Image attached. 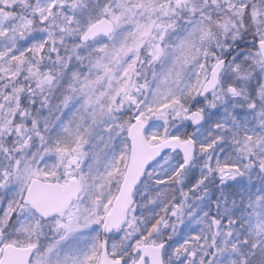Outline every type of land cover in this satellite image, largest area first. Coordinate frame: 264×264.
<instances>
[{"label":"snow or ice","instance_id":"6c2138e0","mask_svg":"<svg viewBox=\"0 0 264 264\" xmlns=\"http://www.w3.org/2000/svg\"><path fill=\"white\" fill-rule=\"evenodd\" d=\"M0 264H264V0H0Z\"/></svg>","mask_w":264,"mask_h":264}]
</instances>
